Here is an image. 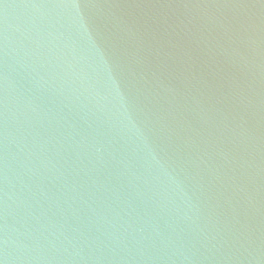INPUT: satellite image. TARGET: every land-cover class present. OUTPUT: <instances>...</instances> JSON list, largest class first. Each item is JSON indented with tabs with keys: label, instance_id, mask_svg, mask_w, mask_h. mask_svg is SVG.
I'll list each match as a JSON object with an SVG mask.
<instances>
[{
	"label": "water",
	"instance_id": "95a60500",
	"mask_svg": "<svg viewBox=\"0 0 264 264\" xmlns=\"http://www.w3.org/2000/svg\"><path fill=\"white\" fill-rule=\"evenodd\" d=\"M0 264H264V0H0Z\"/></svg>",
	"mask_w": 264,
	"mask_h": 264
}]
</instances>
